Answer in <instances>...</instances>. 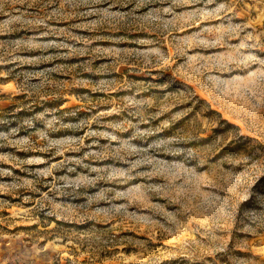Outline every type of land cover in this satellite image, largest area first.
Segmentation results:
<instances>
[{"label": "rangeland", "instance_id": "1", "mask_svg": "<svg viewBox=\"0 0 264 264\" xmlns=\"http://www.w3.org/2000/svg\"><path fill=\"white\" fill-rule=\"evenodd\" d=\"M0 264H264V0H0Z\"/></svg>", "mask_w": 264, "mask_h": 264}]
</instances>
